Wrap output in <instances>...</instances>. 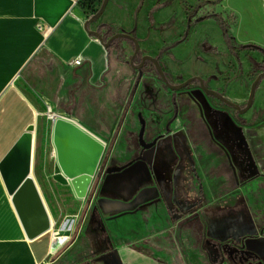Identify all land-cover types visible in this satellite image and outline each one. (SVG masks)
Masks as SVG:
<instances>
[{
    "label": "crops",
    "instance_id": "obj_1",
    "mask_svg": "<svg viewBox=\"0 0 264 264\" xmlns=\"http://www.w3.org/2000/svg\"><path fill=\"white\" fill-rule=\"evenodd\" d=\"M199 1L110 0L101 19L90 25V30L99 29L106 40L116 33H131L140 41V56L158 57L171 77L187 80L200 76L208 87L242 105L256 79L255 74L252 79L250 77L254 70L253 61H264L262 51L245 47L248 44L264 47V0H214L198 6V15L209 10L208 7L216 13H221L223 6L228 7L238 21L233 32L238 45L228 44L227 34L213 18L192 20L196 16L191 18L187 3ZM87 20V14L80 7H74L73 0H0V166L17 141L33 126L30 175L38 185L52 221L50 230L35 239L28 237L0 168V264H47L54 254L52 238L62 234L59 225L64 216L62 205L66 191L61 196L63 192L59 189L68 186L72 197L67 194V199L81 201L60 171L54 147L53 154L49 153L47 139H51L52 123L47 114L48 107L51 106L54 113L75 120L106 142L108 135L115 131L128 99L130 89L122 87V73L130 76L134 69L130 64H123L117 52L124 50L123 44L128 53L132 48V57L134 44L123 39L106 49L86 30ZM78 57L82 59L81 65L73 66L72 61ZM149 67L120 136L129 123L139 127L140 132L137 115L140 112L144 115L148 110L145 106L134 108V103L146 91L143 88L145 80L153 76ZM148 80L156 85L159 83L156 77ZM187 91L195 101L194 109L201 115L204 133L226 156L219 157L217 162L205 158L202 164L209 162L207 167L218 170L226 165L228 172L232 173V177L219 176L222 189L217 198H233L234 207L230 212L238 214V218L248 216L241 226L230 228L258 231L259 236L246 241V246L264 261V82L258 87L254 105L248 113L230 114L246 134L248 148L238 140L222 113L230 111L223 107L213 111L209 97H202L197 85ZM156 92L149 93L152 101L157 99L154 97L158 94ZM146 119L147 136L151 140L156 133L148 117ZM160 142L150 156L138 161L137 175L125 179V189L107 187L104 192L98 190L92 203L97 208L92 216L99 217L100 225L104 222L102 229L110 230L111 242L116 247L97 253L94 240L95 248L78 264H166L134 246L155 241L163 229H169L170 223L199 222L201 219L197 229L202 225L207 193L203 192L199 198L191 192L196 179L189 172L178 179L183 185L179 195L184 202L195 203V210L202 215L197 214L186 221L192 211L178 218L169 209L175 202L173 181L163 173L151 172L154 159L160 167L162 159H158V154L163 149ZM149 159L150 163H146ZM89 212L84 222L88 220ZM215 212L209 221H214ZM166 223L167 228L162 226ZM113 224L119 226L120 233H114ZM203 242L204 236L202 251L205 258L187 250L181 255L182 259L189 264L206 261L223 264L210 261ZM99 244L103 245L102 242Z\"/></svg>",
    "mask_w": 264,
    "mask_h": 264
},
{
    "label": "rangeland",
    "instance_id": "obj_2",
    "mask_svg": "<svg viewBox=\"0 0 264 264\" xmlns=\"http://www.w3.org/2000/svg\"><path fill=\"white\" fill-rule=\"evenodd\" d=\"M208 1L209 0H200L199 2H193L192 4H195V6H192L191 2L188 3L189 6L187 8L190 12L191 18L196 16L192 20L196 22L200 17L204 19L208 17L213 18L218 24L221 25L223 28L222 30H224V32L227 34L226 41L228 44L238 45L239 41L233 38V32L237 28L238 21L236 17H234V13L228 7L223 6L222 8H224V10L222 13H216L215 11H212L213 9L211 7H208L210 8V11L205 9V11L199 14L200 16L198 15V6L212 3ZM121 46L124 50H118V58L120 60L123 59L122 63L129 66L132 48L129 49L128 53L126 52L127 49L123 47V44H121ZM255 62L256 61H253L254 70L252 73L253 75H250L251 79L254 74L255 76L258 74V71H255L257 68V62ZM148 71L149 73L153 74V76H149V78L156 77L158 79L157 81L159 83H157V85L159 84V87H157V85L152 80H148L149 78H147L143 87L146 91L138 96V100L134 103V108L137 106H145V110H148L144 113L145 118L148 117L150 124L154 128V132L157 135L163 136V139L160 142V145L163 149L158 154V159H162L160 161V167H157L155 164L156 161L154 159L152 161L154 164L151 167V172L152 174H154V171L157 172V174L163 173L166 178L172 180L173 183L171 187L173 191L182 189L183 185L179 184L178 179L183 177L185 172H189L191 177L196 179L194 186L191 188V192L193 191V194L197 195L199 198H201V195L203 196V192L207 193V197L205 198L206 207L203 215L204 217L202 219H204V221L208 220V222L206 221L205 223L202 221V225H199V229H197V224L201 222V219L199 222H177V224L170 223V230L167 228V223L162 224V226L165 225V228L167 229H163L160 236L155 238V241L150 240L149 242H143L134 247L152 256H155L156 258H159L166 264H189L181 257V255H184V252L187 250V252H191V250L195 251L201 258H205V253L203 254L202 251V240L203 236L205 235V230L207 238L210 240H215L213 238H216V236H219L231 226H241L243 224L242 222L246 221L245 217L248 216L245 214V217L241 216V218H238V214L233 215V213L230 212L234 207L233 198H217V195L220 194L222 189L219 185L220 183L218 182L219 176L229 175L232 177V173L230 171L228 172V167L223 165L218 170L214 167H207L209 162L202 164L205 158H210L209 161L217 162L219 157L225 158L226 156L223 151H219L218 148L214 146V143L210 142L208 135L204 133L205 130L202 129L204 125L203 121L201 120L202 118L200 113H197V111L194 109L195 101L191 99L189 95L190 91L186 92V90L191 88L193 85H190L188 88H185L182 91H172L163 83L162 79L157 75L156 71L153 70L151 66L148 68ZM122 76V80H124L122 87L124 88L125 86V89H130L128 91L130 92L137 77V71L133 70V73L130 76L122 73ZM167 76L169 81L175 85L186 81V79H183L182 77H171V75L168 73ZM255 76L254 78H256ZM194 85L198 86V82ZM150 90L155 92L158 91L156 92L158 94L154 95V97H157L155 101H152V98L149 95L151 92ZM209 99L210 103L214 106L211 107L213 111L218 110L217 108H225L219 100L210 97ZM242 105H246V101L243 102ZM233 113L235 112L233 111ZM235 115L237 116L236 113ZM138 129L139 127L137 128L133 126L132 123L127 124L113 152L110 161L112 164L116 166L126 165L139 155L141 146L139 144L140 132ZM113 133L109 134L108 138L106 139L108 144L111 141ZM47 140L49 143V153L51 152V154H53V145L50 137ZM216 149L219 152H216ZM135 166L136 165H134L132 169L135 170ZM154 166L155 169L153 168ZM174 176L177 180L174 179ZM58 186H60V184H58ZM65 189H59L63 192L61 196L64 194V191H66V199L62 205L64 216L61 220L62 223L59 225V228L62 230V234L60 236L72 237L84 208L85 200L74 202L72 198L71 200L67 199L68 195H70V197L72 196L69 192L70 188L66 186ZM96 208L97 205L94 203L90 208L89 218L86 220V222H84L80 231V235L77 237L74 243H72V245H70V247H68L54 261H52V257L54 256L53 254V256H51V258L48 260L47 264H78L83 262L84 258L95 248L93 247V243L95 242L94 240H96L97 243V253H101L106 250H112L114 247H116L111 242L110 230L108 232V229H102V227L104 228V219L102 220L103 224L100 225L99 222L101 223V221L99 220V217L92 216ZM218 209L222 210V212H215ZM213 212H215V215L213 216L214 221H209V217L211 214H213ZM197 214L198 216L202 215V213L199 214V212L194 208L192 212L188 213L190 217L186 221H190L193 219V217L197 216ZM172 224H175L173 226L174 228L172 227ZM116 226L117 224L112 225L114 233H120L121 231L119 226ZM252 232L256 231H251L248 229L244 231L243 234H251ZM247 241H250V239ZM99 242H102L103 245H100ZM233 249L234 248L229 244L224 245V253L228 257L231 255ZM203 264L212 263L206 261L203 262ZM230 264L233 263L231 262Z\"/></svg>",
    "mask_w": 264,
    "mask_h": 264
},
{
    "label": "water",
    "instance_id": "obj_3",
    "mask_svg": "<svg viewBox=\"0 0 264 264\" xmlns=\"http://www.w3.org/2000/svg\"><path fill=\"white\" fill-rule=\"evenodd\" d=\"M109 1L110 0H103L98 12L86 21L85 28L90 35L97 37L106 49H110L114 42L118 40L124 39L131 41L134 44L135 51L130 59V65L138 72V74L109 144L66 115L58 113H55L54 115V119L51 124V141L54 147L56 162L62 174L68 179L70 187L72 188L76 198L85 200V205L72 237L54 236L52 238V252L54 253L52 261L56 260L76 240L98 190L104 192L107 187L118 188L120 190L125 189V179L127 177L135 178L137 175L138 161L142 159L132 160L126 165H115L113 167V164L110 161L124 123L144 77L145 66L147 64H151L154 67L163 83L172 91H182L190 85H194L198 82L199 93L219 100L223 106L230 111V113L227 111L222 113L229 120V125L231 129L236 132L238 140L246 148L249 146L246 134L244 133L242 127L237 125L230 114L231 112L233 113V111L237 115H245L248 113L254 105L258 87L262 82H264V69L259 67L261 64H264V61L261 63L255 62L257 66L255 71H263L257 75L251 85L249 97L246 99V105L244 106L230 100L224 94L208 87L206 81L200 76L187 79L181 84H172L169 81L167 73L158 57L143 55L141 57V63H135L137 57L141 53V45L140 41L133 34L120 32L112 35L108 40H106L99 29L96 31L90 30V25L97 23L101 19L102 15L106 11ZM212 1L214 0H209L208 2ZM220 1L215 0V2ZM223 10L224 8H222L221 13ZM245 47L247 49L255 48L256 50L264 53V47L259 45L248 44L245 45ZM140 117L142 118V127L139 133L140 145L144 150L151 153L155 149L156 143L145 142L144 135L147 123L142 114ZM33 129V126L30 127L28 131L22 135L2 161L0 166L8 189L13 195V201L20 219L30 239H35L36 237L44 234L50 230L52 226L50 215L44 204L38 185L34 178L30 175ZM150 160L151 159L146 161V163H150ZM134 165H136L135 170L132 169ZM107 173L108 175H106ZM236 236L237 237L234 238L238 239L241 237V234H237ZM228 237L226 236V238ZM226 238L224 237L221 240L225 241ZM206 240L207 234L205 232L203 242L204 248ZM244 246L246 245L244 244ZM223 262H225V257L222 260V263Z\"/></svg>",
    "mask_w": 264,
    "mask_h": 264
},
{
    "label": "flooded vegetation",
    "instance_id": "obj_4",
    "mask_svg": "<svg viewBox=\"0 0 264 264\" xmlns=\"http://www.w3.org/2000/svg\"><path fill=\"white\" fill-rule=\"evenodd\" d=\"M87 16H88V19L92 17L91 14H87ZM141 57L142 56H140V55L137 57V59L135 61L136 64H140L141 63ZM148 66H151L152 69L155 70L154 67L151 64L150 65L147 64L145 66V73L147 72V67ZM137 74H138V72H137ZM202 97H208V96L202 95ZM141 114L142 113L140 112L137 115L138 116V121L140 123V130H141V127H142V118L140 117ZM142 116H143L144 120L147 123L146 130H145V135H144L145 142L146 143L155 142L156 143L155 147H156L158 142L163 139V136H160V135L156 134L153 139L149 140V138L147 136L148 135V122H147V119L145 118V116L143 114H142ZM139 144H140V141H139ZM147 156H150V152L144 150L142 148V146H141V151H140L139 155L134 160L143 159V158H145ZM113 166H115V165L113 164L112 167ZM106 175H108V173ZM180 192L181 191L178 190V189L173 191V195H174L173 198H174L175 202H172L171 205H170V208H169L171 210V212L173 213V215L174 216L177 215L178 218H182L185 214H187L188 212L192 211L195 208V206H196L195 203L191 204V203L184 202L182 197L179 195ZM194 204H195V206H194ZM251 231H253V230H251ZM243 232H244V230H242V229L239 230V229L229 228L218 239L210 240V239L207 238V240L205 242V248L204 247L203 248L207 252L210 261L213 262V263H222V260L225 257V262H223V264L224 263L230 264L231 262L233 264H264L263 258L258 253L248 249L247 246H244V244L246 245V241L248 239H252V238L258 237L259 236V232L256 231V232H252L251 234H243ZM237 234H241V237L238 238V239L234 238V237H237L236 236ZM228 235H229V237H228ZM226 236L228 238H226ZM224 237L226 238V240L222 241L221 239L224 238ZM225 244H229L231 247L234 248L233 251H232V253H234V254L231 253V255L229 257L224 253V245ZM221 246H222V250L223 251L221 250ZM215 251H217V254H215Z\"/></svg>",
    "mask_w": 264,
    "mask_h": 264
},
{
    "label": "trees",
    "instance_id": "obj_5",
    "mask_svg": "<svg viewBox=\"0 0 264 264\" xmlns=\"http://www.w3.org/2000/svg\"><path fill=\"white\" fill-rule=\"evenodd\" d=\"M102 2H103V0H84L82 3V9H84L87 14H91L92 16H94L98 12V10L100 9ZM188 6L189 5L187 4L186 8ZM130 43H132V42L130 41ZM250 49L256 50L255 48H250ZM259 67L264 68V64H261Z\"/></svg>",
    "mask_w": 264,
    "mask_h": 264
},
{
    "label": "built area",
    "instance_id": "obj_6",
    "mask_svg": "<svg viewBox=\"0 0 264 264\" xmlns=\"http://www.w3.org/2000/svg\"><path fill=\"white\" fill-rule=\"evenodd\" d=\"M84 0H73V4H74V7H80L82 9V3H83ZM84 10V9H83ZM84 12L86 13V11L84 10ZM87 14V13H86ZM82 63V59L80 57L76 58L74 61H72V65L73 66H78V65H81ZM48 117L52 123V120L54 119V111H53V108L51 106L48 107Z\"/></svg>",
    "mask_w": 264,
    "mask_h": 264
}]
</instances>
